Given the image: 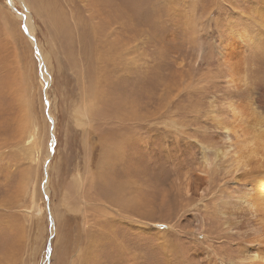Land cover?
<instances>
[{"label": "bare ground", "instance_id": "1", "mask_svg": "<svg viewBox=\"0 0 264 264\" xmlns=\"http://www.w3.org/2000/svg\"><path fill=\"white\" fill-rule=\"evenodd\" d=\"M17 1L25 7L24 31L28 41L34 44V25L29 8L22 0ZM243 1L259 2L263 10L256 14L250 11L249 14L255 16V23L260 29L254 31L251 37L244 27H234L233 20H244L245 17L241 16L243 7L231 5L232 12L223 27L227 41L220 45V55L225 66L222 77L225 92L229 91V94L239 98L246 95L249 99L243 101L238 98L239 102L233 100L237 104L227 102L229 104L222 108L223 115H218L216 104L208 101L210 89L184 84L185 74L173 77L172 72H167L162 78L161 75L147 74L144 79L145 56H139L140 60L134 55L137 42L133 38H122L115 34L111 24L109 28L106 27L108 30L102 31V25L107 22L98 21L100 28L93 35L95 45H91L90 59L86 60L85 66L91 69L89 78L94 86L90 91L82 92V103L75 111L79 125L85 130L83 132L86 134L88 131L86 144L89 153L86 155L89 156L95 150V160L90 161L88 157L86 162L83 161L87 173L84 181L88 182L89 196L86 197H97L100 212L95 216L94 225L90 224L93 219L88 215V219H83V231L90 238L87 244H93L95 237H99V248H102V256L109 264H141L147 257L151 262L154 260L155 264H264V108L257 103L260 99L257 94L262 92L264 86L261 82L264 79H260L259 84H256L257 79L249 80L245 74V58L241 47L247 34L253 39V43L250 42L252 48H257V43L264 41V0ZM193 3L194 0L180 1L182 15L188 17L194 10ZM83 4L91 7L90 0H83ZM128 5L133 17H136L131 3ZM8 6L12 7L10 1ZM176 7H171L174 14ZM210 9L213 10V6ZM98 33L105 35L99 36ZM36 49L42 57L41 50ZM78 63L81 65V60ZM173 63L179 69L182 68L177 58ZM260 63L261 68L264 67V61ZM261 68L252 69L251 73H259ZM10 73L12 75V71ZM21 85L18 74L14 91L21 107L22 120L17 132L21 138L29 133L31 146H38L39 138L34 133L30 118L31 103ZM136 85L140 87H134ZM89 110L96 113L92 121L83 119ZM203 123L208 124L210 129ZM159 137L160 140L157 139ZM213 139H218L221 145L211 150ZM162 160L178 168V175L183 171L182 166L190 162L197 164V170L184 177L182 182L179 178H175L171 184L152 182V179L157 180L158 173L163 172L159 168ZM32 166L25 168L24 183L20 187V192L28 199V211L31 212L36 209L34 200L37 194L35 186L27 188ZM135 173L141 174L149 183L139 179ZM223 194L229 199L228 204ZM16 196L13 195L11 199L12 205L21 200ZM89 201L84 204L90 211L94 204H89ZM11 208L14 209L0 202V235L4 227L17 228L16 220L9 225V215L5 217L6 220L2 217V211ZM188 214L194 217L196 226L185 230L179 222L180 218ZM174 218L176 221H173ZM134 228L137 231L129 236ZM145 233L152 237H146ZM214 233L222 235V245L209 246V236H215ZM186 235L191 238L188 239ZM135 238L138 245L130 246L129 243ZM145 245L153 246L152 253L143 252ZM82 251L83 248L79 254ZM85 254L86 250L81 256ZM5 259L0 256V264H10ZM236 259L237 263L234 262ZM85 260L83 257L81 264Z\"/></svg>", "mask_w": 264, "mask_h": 264}, {"label": "rangeland", "instance_id": "2", "mask_svg": "<svg viewBox=\"0 0 264 264\" xmlns=\"http://www.w3.org/2000/svg\"><path fill=\"white\" fill-rule=\"evenodd\" d=\"M9 1L12 4L11 8L8 6ZM22 1L29 8L34 25V44L28 41L24 31L25 7L17 0H0V145L2 144L0 146V202L4 206L14 207L8 211H2V217L9 215V225L15 220L17 222V228L4 227L0 235V256L9 260L10 264L15 259L17 261L12 264H81L83 257L86 258L84 264H107V262L109 264V261L102 256V248H99V237H95L96 241L93 244H87L90 238L83 231L85 227L83 219L88 215L90 219H93L90 224H93L95 216L100 212L97 208L99 205L97 197L87 198L89 196L88 182L84 181L87 173L83 161L86 162L88 157L90 161L95 160V150L89 156L86 155L89 153L86 144L88 131L84 133L85 130L79 125L75 111L82 103V92H88L94 86L89 78L91 69L85 66L86 60L90 59L91 45H95L93 35L100 28L98 21L107 22L102 25V31L108 30L107 28L112 25L115 34L122 38H133L137 42L139 52L135 51L134 55L140 60L145 56L146 70L144 69L142 73L144 79L147 74L161 75V78L167 72H172L173 77L185 74L184 84L210 89L208 101H213V104H216L215 108L218 109V115H223L226 104L239 98L229 94L227 90L225 92L222 79L225 66L220 55V45L227 41L223 27L232 12L231 5L243 7L241 16L245 17L244 20L240 17L238 20H233L234 27H244L251 37L254 36V31L260 28L255 23V16L250 15L249 12L256 14L263 9L258 1L247 3L243 0H197L198 2L194 0V10L186 17L182 15L183 8L182 4L180 5L182 0H90L91 7L85 6L83 0ZM129 2L136 12L133 14H137L136 17L132 15ZM175 6H177L176 14L171 9ZM211 6L213 10L210 9ZM98 34L105 35V33ZM251 41L253 43V39L247 34L245 42L241 44L245 58V74L249 80L257 79L256 84H259L260 79H264V67L261 68L260 63L264 61V41L257 43V48L250 46ZM36 48L41 50L42 57L38 55L39 50ZM175 58L178 63H182L181 69L173 63ZM78 60H81V65L80 61L77 65ZM256 68H261V72L251 73V70ZM18 74H20L21 87L26 90L28 102L31 103L30 118L34 133L37 139L39 138L38 146H31L29 133L21 138L17 132L22 120L21 107L14 91ZM205 81L207 82L204 83ZM152 82L153 80L151 85ZM261 83L264 86V82ZM82 85L86 88L82 89ZM216 88L218 92H215ZM263 89L264 87L262 92L257 94L260 97L257 103L261 104L262 108H264ZM223 91L225 96H222ZM214 92L216 94H213ZM239 99L247 101L249 98L243 95ZM233 103L237 104L236 101ZM93 111L89 110L88 115L86 114L83 119L92 121L96 116ZM225 120L227 121L228 117ZM203 124L206 127L209 126L206 123ZM52 129L53 132H51ZM220 145L218 139H213L211 150ZM200 157L201 155L198 159ZM167 164L163 160L159 163V168L163 172L158 173L159 177L157 180L152 179V182L164 181L171 184L175 178H179L182 182L184 177H188L197 170V164L190 162L182 166L183 171L179 176L178 168ZM28 165H33L30 170L33 177L31 176L27 183L29 185L27 188L35 186L34 188L37 189L34 200L36 211L32 210V212L28 211L27 197L23 196L22 191L20 192V187L24 183L25 168L27 169ZM11 169L12 171H8ZM135 175L149 183L141 174L135 173ZM13 195H17V199L21 200L12 205ZM89 199V204H94L92 206L94 209L91 207L90 211L84 204ZM223 199L228 204L227 196ZM173 221H176V218ZM58 222L60 223L57 225ZM179 224L184 225L183 228L187 230L194 228L196 221L191 214H188L185 218H180ZM136 228L129 236L135 234L134 232L138 229ZM214 234L215 236H209V246L222 245L224 239L222 235ZM145 236L152 237L149 233H145ZM186 237L191 238L188 235ZM199 240H202V237H199ZM187 242L190 243L189 240ZM95 245L98 248H94ZM129 245H138L136 238L132 239ZM152 247L143 246V252L152 253ZM81 248H83L82 253L86 250L85 255L79 254ZM64 256L65 259H63ZM149 261L147 257L141 264H155L154 260ZM234 262L237 263V259Z\"/></svg>", "mask_w": 264, "mask_h": 264}]
</instances>
